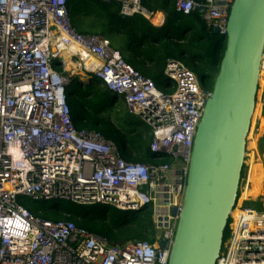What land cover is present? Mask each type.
I'll return each mask as SVG.
<instances>
[{"label":"built area","instance_id":"obj_1","mask_svg":"<svg viewBox=\"0 0 264 264\" xmlns=\"http://www.w3.org/2000/svg\"><path fill=\"white\" fill-rule=\"evenodd\" d=\"M112 1L124 17L150 16L144 0ZM232 2L176 0L175 9L185 16L203 9L204 22L225 37ZM163 73L165 92L126 63L108 38L78 33L67 0H0V264H168L194 138L212 91L179 60L167 59ZM75 75L109 89L148 126L155 163L126 160L125 146L75 128L67 104L75 87L66 93ZM23 199L129 215L146 210L159 236L153 244L111 245L71 221L31 214ZM226 228L215 264H264L263 211L237 203Z\"/></svg>","mask_w":264,"mask_h":264},{"label":"trees","instance_id":"obj_2","mask_svg":"<svg viewBox=\"0 0 264 264\" xmlns=\"http://www.w3.org/2000/svg\"><path fill=\"white\" fill-rule=\"evenodd\" d=\"M175 1H143L146 11L164 15L161 27L152 25L139 14L122 16L119 4L112 0H67V5L72 26L78 33L108 38L111 46L120 51L123 60L151 79L160 90L169 89L163 74L168 58L180 60L195 71L199 81L203 77L200 81L203 88L212 90L224 52L225 37L214 34L197 11L187 16L178 13ZM74 84L66 88L67 94ZM71 93L73 97L67 99V104L77 130L95 131L117 146H125L120 155L126 160L155 163L149 149V133L135 128L140 124L138 118L129 115L125 109L116 110L114 100L117 95L99 83L82 84ZM244 171L243 167L241 179ZM21 204L31 214L43 219L71 221L77 228L99 235L111 245L130 241L155 242V229L150 212L146 210L128 215L113 208L106 211L100 206L67 203L77 206L78 210L68 208L60 211V205L52 204L53 211L27 199H23ZM111 210L115 212L113 215L109 213ZM227 236L228 228L224 231L223 241Z\"/></svg>","mask_w":264,"mask_h":264},{"label":"water","instance_id":"obj_3","mask_svg":"<svg viewBox=\"0 0 264 264\" xmlns=\"http://www.w3.org/2000/svg\"><path fill=\"white\" fill-rule=\"evenodd\" d=\"M263 47L264 0H233L219 71L193 142L168 264H215L219 257L238 196ZM159 245L166 247L163 240Z\"/></svg>","mask_w":264,"mask_h":264},{"label":"crops","instance_id":"obj_4","mask_svg":"<svg viewBox=\"0 0 264 264\" xmlns=\"http://www.w3.org/2000/svg\"><path fill=\"white\" fill-rule=\"evenodd\" d=\"M145 10V9H144ZM146 11V10H145ZM150 16L146 19L156 27H161L164 23V15L161 13H150L146 11ZM145 17V16H144ZM112 38V37H110ZM169 59V58H168ZM166 62V61H165ZM263 71V70H262ZM257 103L253 113L251 127L249 130V139L247 138L246 146L251 144V151H247L246 159L244 161V176L240 181L237 203H253L260 206V211L264 212V104L256 97ZM258 159L260 165L255 163V159ZM254 163V164H253ZM247 171V172H246ZM250 179V181H249ZM252 179V180H251ZM253 179H262L261 187H259V193L253 195L252 192L256 190V183ZM258 197L261 199L258 200ZM255 198L257 200H255Z\"/></svg>","mask_w":264,"mask_h":264},{"label":"rangeland","instance_id":"obj_5","mask_svg":"<svg viewBox=\"0 0 264 264\" xmlns=\"http://www.w3.org/2000/svg\"><path fill=\"white\" fill-rule=\"evenodd\" d=\"M116 45H117V47H119V44L118 43H116ZM263 68H264V65H263ZM263 70V69H262ZM195 72V71H194ZM66 74H71L70 72H66ZM79 75V76H78ZM78 75H75V76H73V78H76L75 80H74V86L75 87H79L80 85H82V84H86V83H84L83 81H80V80H78V78H77V76L78 77H85V79H87L88 77L87 76H85V75H82V72H79L78 73ZM260 79H261V82H260ZM260 79H259V83H258V90H261L260 88H262V87H264V78L261 76L260 77ZM117 101V100H116ZM115 106H116V110L117 111H120L121 109H124V103H123V101L122 100H119L118 102H116V104H115ZM139 129H141L142 131H146V132H148L149 131V128H148V126L146 125V124H144V123H140L139 125ZM248 139H249V135H248V137H247ZM251 144L249 143V145H247L246 146V150L247 151H251ZM255 163H258L259 165H260V163H259V161H258V159L256 158L255 159ZM254 164V163H253ZM261 166V165H260ZM247 172V171H246ZM252 180V179H251ZM255 180V181H254ZM249 181H250V179H249ZM253 181L256 183V190H254L253 192H252V194L255 196V195H257L258 193H259V187H261V183H262V179H253ZM263 198H264V196H263ZM240 199V198H239ZM238 199V200H239ZM259 199H261V197H258V200ZM241 200V199H240ZM255 200H257L256 198H255ZM241 203V202H240ZM239 203V204H240ZM42 206L43 207H45V208H48V206H50L48 203H44V204H42ZM245 206H248L249 208H251V209H253V210H255V211H257V210H261L260 209V206L259 205H256V204H253V203H246L245 204ZM68 208H72L71 210H74V209H76V210H78L77 209V206H69L67 203H65V202H63V203H61L60 204V207H59V210L60 211H66ZM103 208V207H102ZM109 213H111L110 215H113L115 212L113 211V210H111V211H109ZM156 236H159V232H157V234H155V237ZM156 240V239H155Z\"/></svg>","mask_w":264,"mask_h":264},{"label":"bare ground","instance_id":"obj_6","mask_svg":"<svg viewBox=\"0 0 264 264\" xmlns=\"http://www.w3.org/2000/svg\"><path fill=\"white\" fill-rule=\"evenodd\" d=\"M262 69H263V71L262 70H260V73H259V79H260V77L262 76L263 78H264V68H263V65H264V58H263V60H262ZM260 82H261V79H260ZM258 83H259V81H258ZM78 87V86H77ZM71 97H73V93H70L69 94V97L68 98H71ZM117 100V101H116ZM119 100H121L120 98H115V100H114V102L116 103V102H118ZM123 101V100H122ZM123 103H124V101H123ZM137 127H139V126H136L135 128H137ZM48 204L49 205H52V204H55V205H60L61 203H54V202H48ZM239 204V203H238Z\"/></svg>","mask_w":264,"mask_h":264},{"label":"clouds","instance_id":"obj_7","mask_svg":"<svg viewBox=\"0 0 264 264\" xmlns=\"http://www.w3.org/2000/svg\"><path fill=\"white\" fill-rule=\"evenodd\" d=\"M163 25V24H162ZM172 59V58H171ZM177 60V59H176ZM180 61V60H179ZM181 62V61H180ZM164 72V71H163ZM194 72V71H193ZM195 73V72H194ZM164 74V73H163ZM196 74V73H195ZM165 77V76H164ZM166 78V77H165ZM101 85V84H100ZM102 86V85H101ZM75 87V86H74ZM157 87V86H156ZM76 88V87H75ZM159 89V88H158ZM160 90V89H159ZM162 91V90H161ZM164 91V90H163ZM212 91V90H211ZM165 92V91H164ZM257 92H258V89H257ZM256 97H257V93H256ZM256 103H257V99H256V101H255V106H256ZM124 109L126 110V112L128 113V111H127V109H126V107H125V105H124ZM129 114V113H128ZM130 115V114H129ZM131 116H133V115H131ZM134 117H136V116H134ZM136 118H138V117H136ZM139 119V118H138ZM140 123H141V121H140ZM251 127V126H250ZM137 129L138 130H140V131H142L141 129H139V127H137ZM246 155H247V152H246V154H245V158H244V161H245V159H246ZM237 201L238 200H236V204H237ZM33 202V201H32ZM235 204V205H236ZM235 207V206H234ZM119 211H121V210H119ZM140 211H142V210H140ZM139 211V212H140ZM127 213V212H126ZM128 214V213H127ZM129 215V214H128ZM131 215V214H130ZM155 234H156V231H155ZM156 238V237H155ZM160 246V245H159ZM169 262V261H168Z\"/></svg>","mask_w":264,"mask_h":264}]
</instances>
